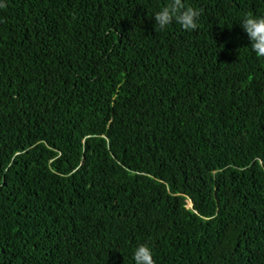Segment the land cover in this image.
Segmentation results:
<instances>
[{"label":"trees","instance_id":"trees-1","mask_svg":"<svg viewBox=\"0 0 264 264\" xmlns=\"http://www.w3.org/2000/svg\"><path fill=\"white\" fill-rule=\"evenodd\" d=\"M168 2L0 0V264H264V0Z\"/></svg>","mask_w":264,"mask_h":264},{"label":"clouds","instance_id":"clouds-1","mask_svg":"<svg viewBox=\"0 0 264 264\" xmlns=\"http://www.w3.org/2000/svg\"><path fill=\"white\" fill-rule=\"evenodd\" d=\"M203 9L187 6L185 0H169L159 11L154 14L155 30H165L176 23L186 31H195L199 27V20ZM241 27L251 40L252 51L257 57L264 58V16H256L246 13L240 22ZM193 203L188 200L187 207L192 208ZM134 264H156L157 259L153 256L150 245L138 244L133 251Z\"/></svg>","mask_w":264,"mask_h":264}]
</instances>
